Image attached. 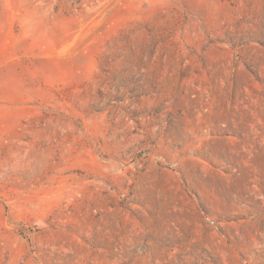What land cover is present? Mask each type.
<instances>
[{"label": "rangeland", "instance_id": "rangeland-1", "mask_svg": "<svg viewBox=\"0 0 264 264\" xmlns=\"http://www.w3.org/2000/svg\"><path fill=\"white\" fill-rule=\"evenodd\" d=\"M0 264H264V0H0Z\"/></svg>", "mask_w": 264, "mask_h": 264}]
</instances>
